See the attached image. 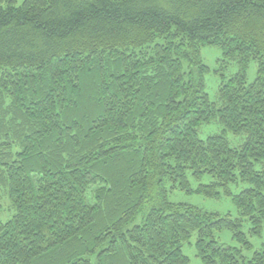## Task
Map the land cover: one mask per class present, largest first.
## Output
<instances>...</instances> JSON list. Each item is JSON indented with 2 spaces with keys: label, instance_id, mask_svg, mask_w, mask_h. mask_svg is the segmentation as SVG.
Listing matches in <instances>:
<instances>
[{
  "label": "trees",
  "instance_id": "1",
  "mask_svg": "<svg viewBox=\"0 0 264 264\" xmlns=\"http://www.w3.org/2000/svg\"><path fill=\"white\" fill-rule=\"evenodd\" d=\"M206 45L239 65L216 100ZM193 236L203 264H264V0H4L0 264H190Z\"/></svg>",
  "mask_w": 264,
  "mask_h": 264
},
{
  "label": "rangeland",
  "instance_id": "2",
  "mask_svg": "<svg viewBox=\"0 0 264 264\" xmlns=\"http://www.w3.org/2000/svg\"><path fill=\"white\" fill-rule=\"evenodd\" d=\"M24 0H17L18 4H21ZM4 0H0V4H3ZM203 61L208 65L209 71L205 74V87L209 93L211 99L216 100L218 96L219 84L222 80V74L231 76L239 71V65L236 62L228 63L225 66L223 61L222 50L214 45H206L201 50ZM258 64L256 61H251L246 69L247 78L249 81H253L257 76ZM221 126L219 124H207L202 128V136L205 137L209 134L219 132ZM171 200L175 202H186L199 205L205 209L211 211H217L222 214L231 212L237 213L236 205L234 204L231 196L222 195L220 198H208L202 195H189L183 191H176L171 195ZM3 210L1 216L8 218L11 206L7 197H2ZM143 213L139 214L137 218L129 225V228L134 224L142 222ZM219 239L226 244L237 245V241L233 238V234L229 229H223L219 233ZM195 237L193 236L190 241H187L183 245V252L189 257L190 264H203L201 258L197 254L195 247ZM261 239L259 237L253 238V243L259 246Z\"/></svg>",
  "mask_w": 264,
  "mask_h": 264
}]
</instances>
